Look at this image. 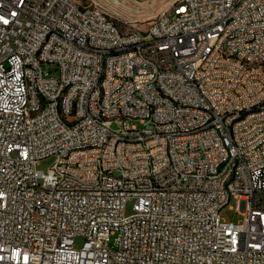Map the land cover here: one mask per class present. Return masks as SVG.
Returning a JSON list of instances; mask_svg holds the SVG:
<instances>
[{"label":"built area","instance_id":"obj_1","mask_svg":"<svg viewBox=\"0 0 264 264\" xmlns=\"http://www.w3.org/2000/svg\"><path fill=\"white\" fill-rule=\"evenodd\" d=\"M255 63L264 0H178L130 32L83 0H0V264H264Z\"/></svg>","mask_w":264,"mask_h":264},{"label":"rangeland","instance_id":"obj_2","mask_svg":"<svg viewBox=\"0 0 264 264\" xmlns=\"http://www.w3.org/2000/svg\"><path fill=\"white\" fill-rule=\"evenodd\" d=\"M84 3H93L104 11H106L118 24L123 32L136 30H145L151 22L164 11L169 9L175 0H83ZM48 70V67H45ZM50 71L55 70L50 67ZM137 123V122H136ZM119 125V124H118ZM117 123L113 126L119 128ZM137 125L140 126L139 123ZM56 161L54 156L41 160L36 168L38 170L47 171ZM134 202L130 201L127 204L126 213H133ZM235 201H232L221 211V217L227 221L237 223L242 219L235 208ZM233 206V209H230ZM82 239H77V245L82 244Z\"/></svg>","mask_w":264,"mask_h":264},{"label":"bare ground","instance_id":"obj_3","mask_svg":"<svg viewBox=\"0 0 264 264\" xmlns=\"http://www.w3.org/2000/svg\"><path fill=\"white\" fill-rule=\"evenodd\" d=\"M70 1H79V0H70ZM174 2H178V0H175ZM255 70L264 71V63H255ZM97 110H104V103H97ZM57 119L75 120V113H64V109H57ZM115 122L119 125H128V116L124 114H115ZM234 165H235V156H228L227 166H234ZM152 193H159V186H152Z\"/></svg>","mask_w":264,"mask_h":264}]
</instances>
